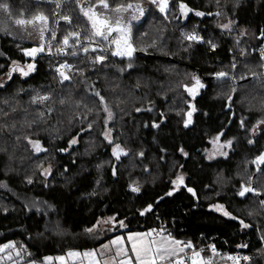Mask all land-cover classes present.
Here are the masks:
<instances>
[{
    "label": "trees",
    "instance_id": "16d2710c",
    "mask_svg": "<svg viewBox=\"0 0 264 264\" xmlns=\"http://www.w3.org/2000/svg\"><path fill=\"white\" fill-rule=\"evenodd\" d=\"M7 2L13 12L12 20L7 21L0 11V21H7L14 35L0 31V53H3L0 78L7 75L12 60L22 67L35 63L36 70L26 77L13 73L11 79L0 84L3 85L0 87V126L8 125L0 130V181L7 184L0 187V244L19 241L35 260L42 261L46 256L62 255L69 250L99 248L100 243L126 230H160L163 226L174 237L191 240L198 248L215 245L223 251L220 257L241 249L252 257L245 264H264V241L260 239L264 235L261 198L252 194L246 198L236 195L240 183L255 172V165L250 161L264 151V131L258 129L255 136L250 132L257 120L264 119V68L260 67L264 61L259 55L260 46L264 47V38L260 37V30H264V0H240L235 9V0H221L219 8L215 0H184L194 10L225 13L219 17H198L195 11L182 16L177 6L179 0L170 5L167 14L159 13L143 0L146 14L132 22L133 43L139 53L131 60L108 53L104 64L95 65L87 63L95 55L92 53L73 58L45 52L33 60L21 51L39 45V32L32 26H27L25 31L14 20L31 18L38 11L49 16L48 28L57 32V40L52 41L53 53L66 31L89 30L88 22L74 3L63 8V14L73 15V25L69 28L64 21L56 24L55 6L49 0ZM109 2L114 7L129 0ZM228 18L235 21L232 31L219 27ZM182 28L188 33L195 31L203 41L186 40L179 34ZM246 30L254 37L241 35ZM30 31L36 32L37 41L28 35ZM45 40H51L50 32H45ZM209 40L217 45L215 50L207 43ZM153 41H156L155 47L140 50ZM241 49L246 50L243 57ZM65 59L81 67L83 72L73 74L70 82L61 83L55 68ZM234 60L237 67L233 70ZM129 63L134 67L127 68ZM121 68L123 72L119 71ZM221 70L236 79H215L212 74ZM252 72L258 75L252 78ZM193 75H198L206 85L194 99L183 87L194 83ZM241 76L246 78L242 80ZM233 87L237 89L235 93L231 92ZM94 91L105 97L114 114L107 125L113 130V138L132 150L130 156L120 161L112 157L111 146L102 136L106 113L100 111L102 106L92 94ZM37 93H51L52 100L45 105L32 104L31 97ZM229 94L233 96L230 108ZM61 98L66 100L64 105L59 103ZM189 103L197 111L193 114V123L184 127ZM46 107H54L56 111L46 123L38 121L29 128L26 121L36 119ZM149 107L151 111H147ZM137 108L142 111L137 112ZM85 116L87 119H82ZM242 118L248 131L240 127ZM93 121L92 129L87 130L88 123ZM154 121L160 124L159 128L151 127ZM13 124L15 128L11 127ZM82 127L84 132H80ZM221 130L225 132L222 141L235 138L233 146L224 149L227 157L216 155L209 159L210 140ZM78 132V143L69 147L68 141ZM26 136L40 139L48 151L35 153ZM248 139L255 140V144L249 145ZM180 148L189 155H182ZM140 151L145 153L143 158L137 155ZM41 164L44 168L52 165L51 175L46 178L40 175L42 169L38 165ZM113 164L117 167L116 176L112 174ZM145 166L148 172L144 171ZM178 171L184 173L187 187L193 188L196 196L186 187L172 196L165 195L172 189L170 181ZM28 177L33 179L32 184L27 183ZM133 182H138L140 193L131 191L129 185ZM262 185L264 177L255 186ZM94 191L96 194L91 195ZM158 197L164 199L157 203ZM147 204L154 205L153 211L141 216L139 212ZM213 204L225 205L250 227L242 228L239 219L223 216L210 208ZM116 214L125 220L126 228L105 232L98 239L85 235L84 229L97 218ZM57 224L59 228L55 227ZM217 260L213 264H218Z\"/></svg>",
    "mask_w": 264,
    "mask_h": 264
},
{
    "label": "snow or ice",
    "instance_id": "6c2138e0",
    "mask_svg": "<svg viewBox=\"0 0 264 264\" xmlns=\"http://www.w3.org/2000/svg\"><path fill=\"white\" fill-rule=\"evenodd\" d=\"M36 2L41 3L43 0H36ZM49 2L55 6L56 11L53 12V16L58 17L55 21L57 25H59L60 21H64L69 26V28L72 27L73 15L71 13L63 14V8L65 4L74 3L80 15H82L88 22L89 30L85 31L84 29L77 28V30L66 31L63 34L62 40H60L58 46H56L55 53H53L52 41L57 40V32L48 28V15H46L43 11H38L36 14L32 15L31 18L15 19L14 24L16 26L23 27L25 31H27V26H32L33 28L38 29L39 32V45L21 49L24 56L31 57L33 60H35L38 54L45 52H47L49 55L59 54L71 56L73 58H77L80 55L88 56L89 53H92L95 55L89 57L87 63L95 65L104 64L108 60V53H110L113 57H127L129 60H131L134 53L137 51V48L133 43L132 22L145 16L147 10L144 7L143 0H129V2L126 4L119 3L114 7L110 5L109 0H49ZM215 2L219 8L221 0H215ZM239 2L240 0H235V3L233 4L234 9L239 7ZM147 3L154 6L159 13L167 14L170 11V5H175L177 0H147ZM177 6L179 8L180 14L185 17H187L188 14L193 11H195V15L198 17H203L205 15H215L219 17L221 15H225V13L219 10L215 13H205L199 10H194L190 8L189 5L184 2V0H179ZM0 11L6 15L7 21L12 20L13 12L11 10L10 3L7 2V0H0ZM165 18H167L166 15ZM7 21H0V25H2L0 26V31H4L8 35H14V32L11 31ZM234 24L235 21L228 18L227 22L219 25V27L226 31H232ZM45 32H50L51 40H45ZM28 35H31V33L29 32ZM143 35L146 36L147 33H144ZM241 35H247V33L241 32ZM260 37L264 38V30H260ZM185 38L194 42L203 41V37L197 35L195 31L186 34ZM239 42L240 41L237 40V44H239ZM207 43L213 50H215L217 47V45L212 43L210 40L207 41ZM155 46L156 41H153L152 44H149L140 50L147 51L149 47ZM253 51H255V49H253ZM0 55H3V53H0ZM240 55L242 57L246 55V50L241 49ZM259 55L261 61H264V47L260 48ZM133 67L134 66L132 63L127 65V68L129 69ZM236 67L237 64L234 60L231 64V69L234 70ZM260 67L264 68V63H262ZM35 70V63H29L26 65V67H22L18 61L12 60L7 76L9 79H11L12 74L18 72L21 76L26 77ZM55 71L60 77V82L63 83L65 81L70 82L73 79V74H81L83 69L78 65L69 63L68 60L65 59L63 63H60L56 66ZM119 71L123 72L124 69L121 68ZM212 75L217 80H226L229 78L232 80L236 79L235 76H230L228 71L223 70L217 71ZM251 75L255 77L258 75V73L252 72ZM245 78V76L240 77L242 80ZM192 80L194 83H192L191 86L185 84L183 87L185 88V91L194 99L198 95L200 89L205 88L206 85L202 83L201 78L198 75H193ZM2 86L3 85H0V87ZM137 87H139V84H137ZM236 91L237 89L235 87L231 89L232 93H235ZM92 94L98 98L99 104L102 106L100 111L106 113V118L103 121L105 125V131L102 133V136L104 140H106L111 146L112 157H114L116 161H120L122 157L130 156L132 154V150L125 147L122 143L116 142V139H114L112 135L113 130L107 127L108 123L114 119V114L110 110L105 97L101 95L99 91H94ZM50 100H52L51 93H37L31 97V103L35 105H45L46 102ZM227 101L229 102L228 107L230 108L231 102L233 101V96L231 94L227 96ZM4 103L7 104L8 101L5 100ZM59 103L64 105L66 100L61 98ZM77 106H79V104ZM85 107H87V105H85ZM188 108L189 110L184 114L186 116V118L183 120L184 127H188L193 123V114L197 111L194 104L189 103ZM151 110V107L147 109V111ZM13 111H15L14 108ZM55 111L56 110L54 107H46L44 111L38 113L36 119L32 121H26V124L29 128H31L37 124L38 121L46 123L47 119L50 118ZM136 111L140 112L142 109L137 108ZM88 112H92V109H88ZM5 115L7 114L5 113ZM161 115L163 114L161 113ZM82 119H87V117H82ZM93 123L94 121L88 123L87 130L92 129ZM147 126L148 125L146 124L145 127ZM11 127L15 128V124L11 125ZM151 127L159 128L160 124L154 121L152 122ZM240 127L241 129H245L244 118L240 120ZM6 128H8V125L0 126V130ZM258 129L264 131V119L257 120L256 124H254L250 130L251 134L255 136ZM245 130L248 131V129ZM84 131L85 129L82 127L80 132ZM80 132L77 133L76 137H73L68 141L69 147L78 143L77 137L80 135ZM224 135L225 132L221 130L210 140L214 151L211 155H209V159H212L216 154L225 157L228 156V152L224 151V149H231L235 138L222 141V137ZM19 139L20 137H17V140ZM25 139L35 153L40 154L48 151V149L43 146L40 139H32L30 136H26ZM255 142L256 141L253 139L247 140L249 145H253ZM60 151H67V149H60ZM161 151L166 152L165 149H161ZM179 151L185 157L189 155L184 151L183 148H180ZM137 155L140 158H143L145 153L144 151H140L137 153ZM160 159L163 160L164 157L161 156ZM250 163L255 165V172L248 176L246 182L242 181L240 183V187L236 195L241 198H246L248 194H252L257 197L264 196V185H262L260 188L255 186L261 181V178L264 177V151H260L259 154L250 161ZM97 167H101V165H98ZM179 167L182 169L183 165H180ZM38 168L42 169L40 172L42 177L46 178L52 173L51 164H49L47 168H44L41 164L38 165ZM144 171L148 172L149 168L145 166ZM245 171H247V169H245ZM112 174L113 176L117 175V167L115 164L112 165ZM185 179L186 177L183 172L176 173L175 178L171 179L170 181L173 187L170 191L165 193V195L172 196L181 187H186L189 193H191L193 196H196L195 190L191 187H187ZM33 182L34 181L31 177L27 178L28 184H32ZM100 183L101 181L98 179L96 184L99 186ZM0 187H7L6 182L0 181ZM129 187L134 193L141 192V187L139 186L138 182H133L129 185ZM95 194V191L91 193V195ZM163 199L164 197H158L157 203ZM44 203L47 204V202ZM259 204L262 208H264V199H260ZM35 206V202H33V207ZM153 208V204H147V206L144 207L139 212V214L143 216L146 213L152 212ZM210 208L222 213L225 217H229L234 220L239 219V217L234 216L230 211H228L223 204H213L210 205ZM36 210L41 211L40 208H36ZM5 211H7V209H5ZM249 215H251V213H249ZM239 223L242 228L246 229L250 227V225L245 223L242 219H239ZM105 226L108 227L105 228ZM55 227L59 228V225L57 224ZM117 227H127L125 220L119 219V214L106 218H97L90 227L84 229V233L85 235L90 236L92 239H98L101 234L105 233L106 231H112ZM157 236L159 237L158 239L156 238ZM260 239L261 241H264V235H261ZM127 240L131 244L130 249L125 245V237L122 235H116L113 239L108 240L107 243H100L99 251H97L95 248L84 251L83 253L78 250H69L67 257L71 258L75 264H85V258L87 260V264H213V257L218 255L215 245L210 246L212 255L205 256L203 254L205 249L198 248V246L191 240L181 241L176 239L163 226L158 233L155 229H150L146 233L129 231L127 234ZM240 247H247V245H240ZM16 249L17 246L14 241L0 244V253L7 251V258L9 260H12L13 250L16 251L17 257H21V252ZM77 257L80 258L78 261L76 260ZM2 259H4V257H0V260ZM53 259L59 261L60 264H68V259H66L65 256H58L55 258L46 256L42 261L39 262V264H50ZM227 259L231 260L232 264H241V260L251 261L252 257L229 256ZM29 264H38V262L36 260H30Z\"/></svg>",
    "mask_w": 264,
    "mask_h": 264
},
{
    "label": "rangeland",
    "instance_id": "374dc122",
    "mask_svg": "<svg viewBox=\"0 0 264 264\" xmlns=\"http://www.w3.org/2000/svg\"><path fill=\"white\" fill-rule=\"evenodd\" d=\"M146 2H147V0H146ZM146 3L144 2V5H145ZM36 30H38V29H35V31ZM35 31H30V33H31V35H30V37H32V39L33 40H35V41H37L38 40V38H36V36H35V34H36V32ZM248 35H251L252 37H254L253 36V33L252 32H250V31H245ZM24 67H26V66H24ZM8 80V76L6 75V76H3V77H1L0 78V84L1 83H5L6 81ZM213 151H214V149H213V145H212V148L211 149H209L208 150V154L209 155H211L212 153H213ZM216 155H219V154H216ZM216 155H214V156H216ZM213 156V157H214ZM47 168V167H46ZM178 172H182V171H178ZM102 218H106V217H102ZM108 226H105V228H107ZM123 228H115L114 230H112V231H106V232H110V233H114V232H119L120 230H122ZM15 243H16V246H17V249L16 250H19L20 252H21V257H17L16 256V251L15 250H13L12 251V260H9L8 258H7V256H8V253H7V251H5V252H3V253H0V257H4V259H2V260H0V264H29V261L30 260H35L34 259V257H32V254H30L28 251H27V249H26V247L23 245V243H21V242H19V241H15V240H13ZM87 251V250H86ZM205 252H207V254H206V256H208L209 254H210V250H209V248H206L205 249ZM67 253H68V251H67ZM67 253H65V254H62V255H58V256H65L66 257V259H68V264H73V260L71 259V258H68L67 257ZM58 256H52L51 255V257H53V258H55V257H58ZM215 258H217L218 260H217V262H219L218 264H229V262L227 261L226 262V256H222V257H220V256H216ZM37 261V260H36ZM38 262V264H39V262L40 261H37ZM248 261H246V263H247ZM50 264H60V262L59 261H57V260H55V259H53V261L52 262H50Z\"/></svg>",
    "mask_w": 264,
    "mask_h": 264
},
{
    "label": "built area",
    "instance_id": "2783aa9c",
    "mask_svg": "<svg viewBox=\"0 0 264 264\" xmlns=\"http://www.w3.org/2000/svg\"><path fill=\"white\" fill-rule=\"evenodd\" d=\"M179 34H180L183 38H185V37H186V34H189V33L186 32V30H185L184 28H182V29L179 30ZM196 34H197V33H196ZM197 35H198V34H197ZM185 39H186V38H185ZM186 40H187V39H186ZM188 41H189V40H188ZM261 47H263V46H260V48H261ZM210 246H211V245H207L206 247H204V249L209 248V250H210V254H209L208 256L212 255V254H211ZM216 250H217V253H218V255H216V256L223 255V251H222V249H219V248L216 247ZM216 256L213 257V262H214ZM225 256H226V257H229V256H240V257H243V256H247V255H246L241 249H237V250H235V251H231V252L228 251V252L226 253ZM228 262H229V264H232V261L229 260V259H228ZM245 263H246V261L241 260V264H245Z\"/></svg>",
    "mask_w": 264,
    "mask_h": 264
},
{
    "label": "crops",
    "instance_id": "0c3cea01",
    "mask_svg": "<svg viewBox=\"0 0 264 264\" xmlns=\"http://www.w3.org/2000/svg\"><path fill=\"white\" fill-rule=\"evenodd\" d=\"M155 230H156V232L158 233L159 232V230L158 229H156L155 228ZM129 231H131V230H126V231H123L122 233H120L119 235H122V236H124L125 237V245H126V247H128L129 249L131 248V244H130V242L127 240V234H128V232ZM149 230H147V231H132V232H141V233H146V232H148ZM174 236V235H173ZM115 237V236H114ZM114 237H112L111 239H113ZM157 239L159 238L158 236L156 237ZM176 238V237H175ZM110 239V240H111ZM176 239H178V240H181V241H186V240H183V239H179V238H176ZM108 241H106L105 243H107ZM204 249V248H203ZM96 250L97 251H99V248H96ZM86 251V250H85ZM81 253H83L84 251H80ZM205 253H207V252H204L203 254L206 256V254ZM131 254V253H130ZM80 258L79 257H77L76 258V260L78 261ZM101 259H104V258H101ZM73 264H75V262H73ZM85 264H87V260H86V258H85Z\"/></svg>",
    "mask_w": 264,
    "mask_h": 264
},
{
    "label": "water",
    "instance_id": "95a60500",
    "mask_svg": "<svg viewBox=\"0 0 264 264\" xmlns=\"http://www.w3.org/2000/svg\"><path fill=\"white\" fill-rule=\"evenodd\" d=\"M137 53H139V51L137 50L134 54H137ZM171 59V58H170ZM214 77V76H213ZM215 78V77H214ZM252 78H254L253 76H252ZM216 79V78H215ZM260 198L262 199L263 198V196H260Z\"/></svg>",
    "mask_w": 264,
    "mask_h": 264
},
{
    "label": "flooded vegetation",
    "instance_id": "af4514ba",
    "mask_svg": "<svg viewBox=\"0 0 264 264\" xmlns=\"http://www.w3.org/2000/svg\"><path fill=\"white\" fill-rule=\"evenodd\" d=\"M201 81H202V80H201ZM207 157H209V154H208V153H207ZM185 180H186V179H185ZM185 183H186V182H185ZM188 187H189V186H188ZM177 191H178V190H177ZM177 191H176V192H177ZM262 199H264V197H263Z\"/></svg>",
    "mask_w": 264,
    "mask_h": 264
}]
</instances>
